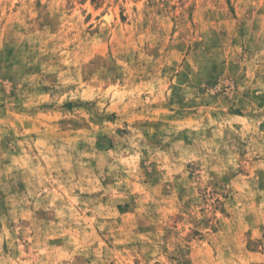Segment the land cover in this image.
Segmentation results:
<instances>
[{"label": "rangeland", "instance_id": "1", "mask_svg": "<svg viewBox=\"0 0 264 264\" xmlns=\"http://www.w3.org/2000/svg\"><path fill=\"white\" fill-rule=\"evenodd\" d=\"M0 264H264V0H0Z\"/></svg>", "mask_w": 264, "mask_h": 264}]
</instances>
